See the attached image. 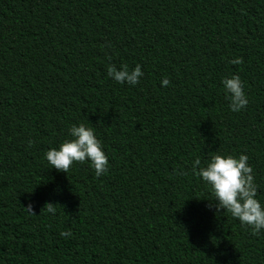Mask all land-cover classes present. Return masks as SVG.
<instances>
[{
  "label": "trees",
  "instance_id": "16d2710c",
  "mask_svg": "<svg viewBox=\"0 0 264 264\" xmlns=\"http://www.w3.org/2000/svg\"><path fill=\"white\" fill-rule=\"evenodd\" d=\"M80 123L104 175L46 159ZM215 154L249 157L264 205V0H0V264H264V230L217 213L193 172Z\"/></svg>",
  "mask_w": 264,
  "mask_h": 264
},
{
  "label": "clouds",
  "instance_id": "9594fccd",
  "mask_svg": "<svg viewBox=\"0 0 264 264\" xmlns=\"http://www.w3.org/2000/svg\"><path fill=\"white\" fill-rule=\"evenodd\" d=\"M108 59L111 60V57L109 56ZM230 63L242 64L243 57L232 59ZM107 75L118 83L127 82L136 85L144 73L140 64L132 70H129L127 65H122L118 69L115 64H109ZM170 83L167 78L162 80L163 86H168ZM223 86L233 112H239L247 106L249 101L244 91V82L239 75L225 78ZM69 134L71 139H65L58 149L51 148L46 152V159L52 168L68 173L74 162L83 164L90 161L97 177L106 174L109 166L108 157L103 151L102 141L97 138L94 127L84 123L73 124ZM34 143L29 140L28 146L31 147ZM248 161L249 157L244 154L239 155L238 158L230 154H215L203 167L201 160L197 158L193 163V172L211 186L214 199L209 201H218L214 205L217 213L223 209L224 212L238 219L242 225L250 227L253 235H257L264 230V205L256 198L258 185L255 182L253 167ZM56 206L57 204L46 203L42 210L55 214ZM212 206L210 203L209 207ZM23 209L31 215H36L31 203ZM60 235L67 239L72 233L61 232Z\"/></svg>",
  "mask_w": 264,
  "mask_h": 264
}]
</instances>
